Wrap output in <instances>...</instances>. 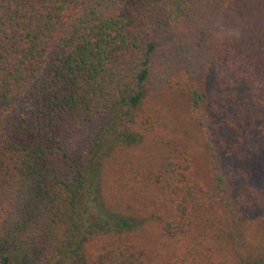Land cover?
<instances>
[{"label": "trees", "instance_id": "16d2710c", "mask_svg": "<svg viewBox=\"0 0 264 264\" xmlns=\"http://www.w3.org/2000/svg\"><path fill=\"white\" fill-rule=\"evenodd\" d=\"M167 94L198 126L209 189L158 132L164 264H264V177L241 173L264 150V0H0V264H86L94 240L91 264H146L143 217L106 201L103 177L133 171L141 131L168 126ZM247 208L261 211L252 242Z\"/></svg>", "mask_w": 264, "mask_h": 264}, {"label": "rangeland", "instance_id": "374dc122", "mask_svg": "<svg viewBox=\"0 0 264 264\" xmlns=\"http://www.w3.org/2000/svg\"><path fill=\"white\" fill-rule=\"evenodd\" d=\"M213 74L202 75L198 79L201 90L210 88ZM162 121L168 123L166 128L158 126L148 132L141 131L142 140L127 150L131 159L133 171L127 169L128 163H116L112 169L104 172L105 185L103 196L106 201L115 200L124 207L130 205L137 215L143 217L142 224L131 237L135 238L138 247L144 248L146 264H164L169 250L172 248V239L161 234L162 219L169 214L170 206L164 205L151 194L148 176L158 164L157 157L164 147L160 142L158 132L163 139L167 136L178 139L179 144H185L190 154L189 175L199 181L205 190L209 189V168L204 149L200 143V131L193 120V115L186 111L184 105L171 98L169 94L163 99V104L158 106ZM165 108V110H164ZM156 127V126H155ZM159 141V142H158ZM127 169V170H126ZM242 174L248 178L251 185L259 187L264 177V150L257 154L250 152L242 163ZM154 199V202L151 200ZM261 211L259 209H245L239 221V231L245 241L256 240L261 231ZM98 241L87 244L86 264H91V259L96 252Z\"/></svg>", "mask_w": 264, "mask_h": 264}]
</instances>
